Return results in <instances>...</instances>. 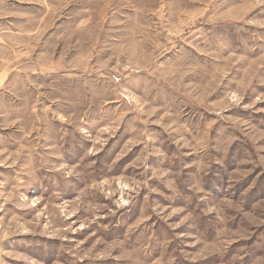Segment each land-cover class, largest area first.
<instances>
[{
	"label": "rangeland",
	"instance_id": "1",
	"mask_svg": "<svg viewBox=\"0 0 264 264\" xmlns=\"http://www.w3.org/2000/svg\"><path fill=\"white\" fill-rule=\"evenodd\" d=\"M0 264H264V0H0Z\"/></svg>",
	"mask_w": 264,
	"mask_h": 264
}]
</instances>
